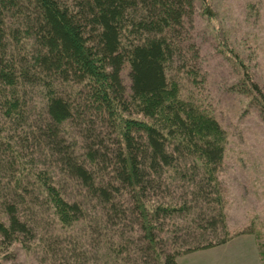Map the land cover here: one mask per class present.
Wrapping results in <instances>:
<instances>
[{
	"label": "trees",
	"instance_id": "16d2710c",
	"mask_svg": "<svg viewBox=\"0 0 264 264\" xmlns=\"http://www.w3.org/2000/svg\"><path fill=\"white\" fill-rule=\"evenodd\" d=\"M194 10L0 0V264L17 242L53 264H180L230 240L226 134L171 73L198 57Z\"/></svg>",
	"mask_w": 264,
	"mask_h": 264
},
{
	"label": "rangeland",
	"instance_id": "374dc122",
	"mask_svg": "<svg viewBox=\"0 0 264 264\" xmlns=\"http://www.w3.org/2000/svg\"><path fill=\"white\" fill-rule=\"evenodd\" d=\"M194 4L188 41L196 45L198 57L189 58L185 70L171 73L181 84V96L192 97L226 134L218 177L232 237L180 256L179 261L264 264V104L251 90L253 81L264 94V0H194ZM190 68L195 71L187 72ZM34 100L39 106L42 97L35 95ZM43 225L48 230L49 225ZM39 244L14 243L3 263L53 264Z\"/></svg>",
	"mask_w": 264,
	"mask_h": 264
}]
</instances>
